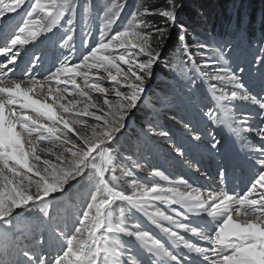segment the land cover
<instances>
[{
    "label": "snow or ice",
    "instance_id": "6c2138e0",
    "mask_svg": "<svg viewBox=\"0 0 264 264\" xmlns=\"http://www.w3.org/2000/svg\"><path fill=\"white\" fill-rule=\"evenodd\" d=\"M126 6L104 0L96 12L88 0H0V264H264V46L247 61L228 42L197 43V61L189 29L177 24L182 3L136 8L117 28ZM78 25L87 49L79 53ZM177 27L179 46L164 67L187 89L185 130L174 137L153 109L133 149L121 151ZM57 29L61 51L42 72V37ZM246 77L258 79L259 92ZM161 103L172 107L168 96ZM217 129L244 153L251 175L242 192L228 190L231 161ZM154 136L167 138L175 155L165 157L178 164L192 154L215 161L222 186L152 166Z\"/></svg>",
    "mask_w": 264,
    "mask_h": 264
},
{
    "label": "rangeland",
    "instance_id": "374dc122",
    "mask_svg": "<svg viewBox=\"0 0 264 264\" xmlns=\"http://www.w3.org/2000/svg\"><path fill=\"white\" fill-rule=\"evenodd\" d=\"M85 2H86L85 0H80L81 4ZM122 2H125V0H122ZM177 3L183 4V0H177ZM240 5L241 3L239 2V0H236L235 2H231L230 5L228 6L227 12L231 13V15L234 16L236 14V10L238 9ZM102 7L95 6L94 10L98 12L99 10L102 9ZM178 13H179V10H178ZM241 16H243V13H241ZM125 21L126 20L122 21L120 19L117 26L115 27L118 28ZM177 21H178V16H177ZM195 22H199V21H195ZM246 23H247V19H244V25H246ZM98 24H99V21L98 20L95 21V25L98 26ZM188 29H189V33L187 35V43L190 46V50L194 54L195 59L197 61H200L202 59V57L198 54L199 50L196 47L197 43L212 44L213 42H217V41L218 42H228L233 47L237 48L241 53H243L247 61H252L255 59L256 56L260 55L259 49L262 46H264V40L261 41V44L259 46H255L254 44L248 43L245 40V35L243 31L239 32L240 31L239 28L237 29L236 27L232 29V33L234 37H232L229 40L224 39V40H217V41L213 40L212 37L209 34H207V32L203 31L202 26H198L194 23H191ZM171 30L173 32V35L177 37V42H176L177 47L172 55L165 52V49H164L163 50V60L161 61L160 64L154 66V75L145 85L146 103H140L138 110H133V112L130 114V117L128 119L129 126L127 130L125 131V134L123 137L124 139L128 140V143L125 147L122 145L121 141L119 142V147L121 151H131L133 149L136 143L137 137L139 136L140 129L142 127L147 126L148 121L146 120V117L151 114L153 109H157L162 113V118L160 120V126L164 130L172 132L174 137L179 135L178 133L175 132L176 129H179L180 132H183L185 130L183 126L177 125L171 121L172 118H176L177 120H179V118L181 117L187 118V115H188V107L184 99L186 96V93L185 91H183L186 88L182 81H180L178 78H175L173 73H171L167 68L164 67V60L171 59L176 53V50L179 46V40H178L179 28L178 27L172 28ZM55 32L61 35V30L57 29L55 30ZM81 37H82V33L78 25L77 31H76V46H77L78 53L87 50V49L81 48V45H80ZM95 39H96V28L93 27L92 38L90 40V43L94 44ZM230 40H232L233 42H231ZM53 48L54 46L52 44L51 50H53ZM55 49H56L55 56L58 57L61 50L58 48H55ZM76 58L78 59L79 57L77 56ZM21 66L22 68L24 67L23 61L21 63ZM245 66L250 67L251 65H245ZM246 80L249 83L250 90L254 92L260 91L258 79L255 82H253L250 78L246 77ZM103 83L107 85V80L105 79ZM164 96L169 97L172 107L162 105L161 98ZM215 131L217 135H221L224 137L225 143H226L227 157L230 159L231 153L237 152L239 143L234 142L233 138L231 137V134L228 132L227 129H223V130L217 129ZM152 139L156 141L159 145V152L153 153L148 158L149 163L152 166L163 169L166 172V174H168L169 176L173 178L183 177L187 179L190 183L199 185L201 187L208 186V181L211 183H214L215 185L220 184L219 179H216V180L206 179L208 177L203 178L200 175V173L198 175L196 173L197 168L199 170H202V172L207 169L209 170L213 169L212 163L210 165H205L210 160L207 157L201 158L200 156H197L196 154H192L191 156L192 163L178 164L165 157V153H170L172 156L175 155L170 143L167 141V138L154 136L152 137ZM192 164L194 165L195 169ZM176 171H179V173L177 174ZM215 173L217 172L215 171ZM137 175L141 179H143L147 177V172H140V173H137ZM214 175H217V174H214ZM125 191L130 192V189H128L126 185H125ZM141 218L143 217H140V219ZM124 239L127 240L128 238L125 237Z\"/></svg>",
    "mask_w": 264,
    "mask_h": 264
},
{
    "label": "trees",
    "instance_id": "16d2710c",
    "mask_svg": "<svg viewBox=\"0 0 264 264\" xmlns=\"http://www.w3.org/2000/svg\"><path fill=\"white\" fill-rule=\"evenodd\" d=\"M86 1V0H85ZM236 0H183V7L179 9L178 24H184L187 28L194 23L203 27L213 40L231 39L234 37L232 29L235 27L239 30L243 28L245 40L259 46L264 40V0H239L241 5L233 16L227 12L231 2ZM93 8L103 6L104 0H88ZM126 8L123 11L121 20H126L129 14L136 8L148 7L156 8L166 6L167 0H125ZM100 11V10H99ZM98 11V12H99ZM243 13V16H241ZM148 20L160 23L158 16L145 17ZM244 19H247L244 25ZM199 21V22H195ZM204 32V33H205ZM233 42L232 40H230ZM177 37L173 35L172 30L164 46L165 52L172 55L177 47ZM218 42V41H217ZM176 44V45H175ZM185 91L186 95L187 89ZM122 145L126 147L128 140L121 139Z\"/></svg>",
    "mask_w": 264,
    "mask_h": 264
},
{
    "label": "bare ground",
    "instance_id": "6f19581e",
    "mask_svg": "<svg viewBox=\"0 0 264 264\" xmlns=\"http://www.w3.org/2000/svg\"><path fill=\"white\" fill-rule=\"evenodd\" d=\"M51 34H52V33H51ZM49 36H50V35H48V36L45 37V38H48ZM171 121H172V119H171ZM241 165H242V167L245 166V163H244V161H243L242 159H241ZM212 166H213L214 168L216 167V163H215V161H212ZM231 167H232V166H231ZM243 169H247V168H243ZM247 172H248V175L250 176L251 173L249 172V170H248ZM212 173H213V174H212ZM214 174H216V173L213 172V171H211V170H209V169H207V171H206V175H207L208 177L212 178V176H213ZM242 174H243V170H242V172H241V175H242ZM234 184H235V188L231 189V187H233ZM209 186H211V187H219V186H222V185H220V184L215 185L214 183H211V182L208 181V186H204V188H207V187H209ZM246 186H247V185L244 184V183H242V179L236 174L234 166H233V168H230V169H229L228 179H227V187H228V190H229V191H232V192H237V193H238V192H242V189L245 188ZM149 227H150L151 230H152L157 236H159L161 239H166L165 236H164V234H161V232H160L159 229H155V228L152 227V226H149ZM184 235L186 236V238L191 239V240H194V238L188 236L187 234H184ZM197 243H200V242L197 241ZM177 251H178V252H182V251H184V250H183V249H177Z\"/></svg>",
    "mask_w": 264,
    "mask_h": 264
}]
</instances>
